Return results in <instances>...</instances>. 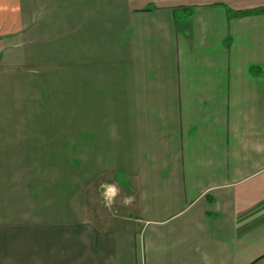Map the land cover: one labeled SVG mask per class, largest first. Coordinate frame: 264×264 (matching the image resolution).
I'll list each match as a JSON object with an SVG mask.
<instances>
[{
    "label": "crops",
    "instance_id": "0c3cea01",
    "mask_svg": "<svg viewBox=\"0 0 264 264\" xmlns=\"http://www.w3.org/2000/svg\"><path fill=\"white\" fill-rule=\"evenodd\" d=\"M0 264H264V0H0Z\"/></svg>",
    "mask_w": 264,
    "mask_h": 264
},
{
    "label": "clouds",
    "instance_id": "9594fccd",
    "mask_svg": "<svg viewBox=\"0 0 264 264\" xmlns=\"http://www.w3.org/2000/svg\"><path fill=\"white\" fill-rule=\"evenodd\" d=\"M121 178L123 179V177ZM99 190L104 205L110 208L115 199L119 196L121 187L117 182H103L99 185ZM132 199L133 198L131 196H125L124 203L128 204L132 201Z\"/></svg>",
    "mask_w": 264,
    "mask_h": 264
},
{
    "label": "rangeland",
    "instance_id": "374dc122",
    "mask_svg": "<svg viewBox=\"0 0 264 264\" xmlns=\"http://www.w3.org/2000/svg\"><path fill=\"white\" fill-rule=\"evenodd\" d=\"M118 197H120V194H119ZM101 201H102V202H100V203H101V206H102V208H103L104 210H108L109 212H111V211L114 210L113 205H114L115 202H114V203L112 204V206L109 208V207H106V206L104 205L103 200H102V197H101ZM113 212H114V211H113Z\"/></svg>",
    "mask_w": 264,
    "mask_h": 264
}]
</instances>
